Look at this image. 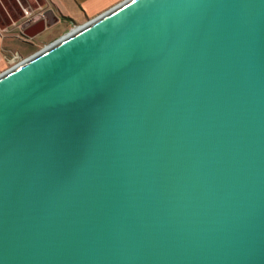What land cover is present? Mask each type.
Masks as SVG:
<instances>
[{"label":"water","instance_id":"water-1","mask_svg":"<svg viewBox=\"0 0 264 264\" xmlns=\"http://www.w3.org/2000/svg\"><path fill=\"white\" fill-rule=\"evenodd\" d=\"M0 264H264V0H125L1 73Z\"/></svg>","mask_w":264,"mask_h":264},{"label":"crops","instance_id":"crops-1","mask_svg":"<svg viewBox=\"0 0 264 264\" xmlns=\"http://www.w3.org/2000/svg\"><path fill=\"white\" fill-rule=\"evenodd\" d=\"M42 1L44 13L41 16L39 15V17L37 16L38 18L32 20V22L25 21L24 25L22 26H19L18 23H14L9 27L4 28L0 26V74L6 71L7 66L8 70L25 58L30 57L38 52L42 47H47L48 45L59 40L57 37L42 42L41 39L44 38H40L45 35L46 32H48V28L50 26L56 23L58 25L60 23L58 18H61L63 22L71 21L73 23L74 28L68 30V34L77 26L86 24L92 19V17H98L102 13L108 11L125 0ZM27 17H29V15ZM75 20L81 23H77ZM44 24H46L45 28ZM6 34L11 37L6 38ZM15 57H18L16 61H14Z\"/></svg>","mask_w":264,"mask_h":264},{"label":"rangeland","instance_id":"rangeland-1","mask_svg":"<svg viewBox=\"0 0 264 264\" xmlns=\"http://www.w3.org/2000/svg\"><path fill=\"white\" fill-rule=\"evenodd\" d=\"M42 2H43L42 0H0V26L2 28L9 27L14 23H18L19 26H22L24 25L25 21L32 22V20H35L36 18L39 17V15L41 16L44 13ZM26 14H28L29 17H27L28 15ZM93 18L94 17H92V19ZM58 20L60 21L58 25L56 23L50 26L48 28V32H46L45 35L40 37V38H44L41 39L42 42L48 41L51 38L58 37V39H60L65 34H67L68 30L74 28V25L71 21L63 22L61 18H58ZM75 22L81 23L77 20H75ZM5 36L6 38L11 37L7 34ZM43 48H45V46L42 47L40 50H42ZM7 68L8 66L6 67V70Z\"/></svg>","mask_w":264,"mask_h":264},{"label":"built area","instance_id":"built-area-1","mask_svg":"<svg viewBox=\"0 0 264 264\" xmlns=\"http://www.w3.org/2000/svg\"><path fill=\"white\" fill-rule=\"evenodd\" d=\"M18 59V57H15L14 61H16ZM17 65V64H16Z\"/></svg>","mask_w":264,"mask_h":264}]
</instances>
